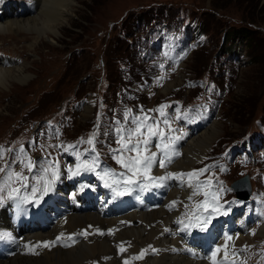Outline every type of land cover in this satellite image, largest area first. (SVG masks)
I'll return each instance as SVG.
<instances>
[{
  "label": "rangeland",
  "instance_id": "obj_1",
  "mask_svg": "<svg viewBox=\"0 0 264 264\" xmlns=\"http://www.w3.org/2000/svg\"><path fill=\"white\" fill-rule=\"evenodd\" d=\"M76 1L78 3L76 10L68 19V23L62 26L60 34L55 39L42 38L38 43H35L33 36H37L36 33H29V31L0 35V48L15 54V57L20 60L17 61L0 55V69L4 67V70H12L23 64L24 71L30 75L25 82L12 80L8 88L0 91V138L10 136L16 139L28 129L29 134L35 138V143L28 147V154L26 155L31 161L37 152L46 153L48 148V135H43L41 130L37 132V126L40 125V122L43 123L40 119H54L53 122L61 130L59 132L58 128L54 126V129L57 130L55 133L56 142L61 151L66 148L68 150L74 149L80 153L82 150L88 149L93 161L100 163L101 170L97 171L98 176L102 177L103 173L110 185L113 188H118V184L126 185L127 178L132 173L122 167L117 162L116 157L122 156L127 161L129 157L137 155L135 152L122 148V137L127 143L129 134H132L131 144L133 145L138 140L142 141L147 138L149 140L147 151L143 150L145 146L141 143V156H147L159 151L166 153L167 149L173 146L178 151L180 147L177 144L191 134L187 122L194 121L192 125L194 130L196 128L198 131L197 136L200 135L201 131L213 128L216 123L218 133L208 149L207 161H216V168L219 169L222 165L228 167L226 171H221L225 180H235L242 175L247 168L243 164L239 163L236 167L227 166V157L236 149L235 144L244 138L258 137V139L264 140L262 137L264 133L261 132L262 129L260 128V125H263L264 129V0ZM182 4V7L191 10L194 15L200 17L202 23H199V28L206 33V42L202 46L193 39L194 47L197 50L189 53L191 42L188 40V51L183 53L185 57L183 60L187 61L181 60L175 71H160V69L165 68L163 63L159 64L158 70L153 67L149 71L146 70L143 59L147 55L152 58L166 59L174 51L181 50L183 43L181 33L177 30L164 32V30L169 29L161 28L160 30L164 32L163 36L160 35V30L157 31V35L163 38L161 46L158 47L159 37L144 41L140 44L141 56L137 57L136 47L131 45V39L138 35V31H141L142 28L137 26L135 29L134 25L137 22L134 20L138 15L145 19L152 16L153 19L158 20L167 16V9H169L170 16H174L177 8H179L178 16L184 24H187L190 17L182 11V7H178ZM154 7H163L160 10L164 8L166 10L158 12L154 10L155 13L152 15ZM5 12H18L26 15V17L41 14L37 10V0H35L33 10L27 9L18 1L10 3ZM153 19L152 21H154ZM250 22L254 23L251 24ZM118 24L123 25L131 36L127 39L121 38ZM244 24H248L254 29L251 41L232 39L229 36L232 29ZM224 37L229 38L222 43ZM30 46H34V49H31ZM116 56L122 57V62L116 61L114 59ZM128 59L133 62L132 67L136 68L137 71L125 69L126 63H130ZM146 59L149 60L150 57L147 56ZM98 63L107 69L106 79L108 80L103 81L102 84L101 79H99ZM168 63L171 62L168 61ZM219 67L223 73L218 70ZM224 69L229 71H224ZM207 71H211L212 74L207 73ZM202 85L207 87L204 98L206 102H210L208 106L191 108L185 103L177 106L178 109H176L173 104L169 103L175 97L187 98L190 96L193 98L199 92L196 87ZM163 99L168 102L165 104L167 107L164 108L165 116H161L159 111L153 109L158 104L162 105ZM160 100L161 103H159ZM62 105H64L63 113H61L63 111ZM186 107L189 110L188 113L184 112ZM57 110L60 111L58 117L55 116ZM131 110H135L137 114H131ZM180 111L182 116L178 117ZM151 114L153 116H149ZM186 115L189 116L186 117ZM116 117L120 119L118 122L115 120ZM145 117L150 119L145 120ZM50 119L45 120L47 125L43 124L44 127L50 128L48 125L52 122ZM164 119L168 120V125L163 123ZM126 123L128 124L126 125L127 132L121 128ZM142 123L144 125H158V128L154 130L163 131L166 135L162 139L158 136H136L134 130ZM102 124H108L106 132L99 134L100 138H105V140L100 139L98 144L96 143L98 149H95L93 144H89L88 141L94 140L93 135L96 133L98 125L100 127ZM133 124L134 128L130 130ZM76 141H84L85 143L74 146L73 143ZM260 150H264V147ZM69 155L74 160L73 167L69 169L63 167L61 175L64 176L65 181L79 185L81 181L79 173H82V165L86 163L81 160V167H76L75 170L74 166L77 164L75 154L69 153ZM169 155L177 156L178 154L173 155L170 152ZM67 162L69 161L67 160ZM262 162L264 163V160ZM17 163L21 164V159ZM177 166L178 164L175 165V168L178 170ZM70 169L71 171H69ZM72 169L78 174L72 175ZM26 170H28L27 167ZM90 170L95 173L92 167ZM178 171L181 172V170ZM105 172L110 174L105 175ZM148 175L156 178L153 171H150ZM96 178L100 181L97 175ZM134 179L138 183L133 184V187L149 185L153 182L145 179L143 173ZM192 180H195V177ZM196 182L202 183L196 188V193L206 196L205 188L209 183L201 180H196ZM51 185L47 187L48 190L42 192L41 198L31 197V199L38 202L41 207L46 206ZM99 185H101L100 190L106 195L102 201L105 203L102 208L119 210L132 204L130 199L128 202L122 200L121 194L127 196L129 194L110 190L103 182ZM252 185L253 187L260 185V178L252 177ZM130 186L127 185V187ZM217 190L218 192L224 191L221 187ZM109 192L115 194L109 195ZM212 195H214L213 191ZM227 196L228 199L234 200L230 191L227 192ZM77 197L80 202L88 200L82 195L79 188ZM186 203L185 208L188 210L189 216L197 218L200 215V209H202L198 207L200 203L195 202L192 205H189V202ZM220 203L226 206L221 207L223 210H226L230 205L228 201L224 200ZM34 207L33 205L29 208L34 209ZM254 209L256 211L252 215L254 221L250 223L254 224V227L256 220H258L254 235L251 237L252 231L247 229L242 233L245 238L238 241L234 249L239 253L246 252L249 256L256 258L261 255L264 256V249L260 247V242L264 241V219H260L263 214L258 210L256 199L239 203L237 207L233 208V212L236 213L237 217H241L248 210L254 211ZM126 216L128 214H125L124 217ZM169 217L171 215L166 216V218ZM123 218H120L121 223H123ZM150 218L151 216L147 214L145 220L148 221ZM161 218H156L153 221L161 220ZM65 219L66 216H63L61 222ZM181 220L184 221L182 222L184 225L187 224L189 227L190 225L204 227L206 220V224H214L217 221L214 218ZM181 220L179 218V221ZM94 224H99L97 231L99 232L101 227L99 221L96 220L87 219L84 225L79 227L91 230V226ZM159 224L158 222L153 226H159ZM65 228L68 229V227ZM3 233L8 235L0 238V264L9 263L20 255L11 256L14 254L11 244L18 237V234L10 228V219L4 212H1L0 234ZM121 237L130 248L129 255L145 249L149 243L155 245L154 237L144 243L127 238L125 235ZM30 238L32 243L25 246L30 249L28 253L35 256L40 252L34 248V243L41 239L33 236ZM138 248L139 250H137ZM146 250L150 252L148 254L156 251L155 246H149ZM228 250L231 251L232 249L229 247ZM212 253H215V256L219 255L217 248ZM100 255L108 257L106 252ZM113 255L114 253H112L111 262L105 263L102 257L92 256L81 264H89L94 260L100 264H121V261L115 262ZM145 258L146 255H142V258L137 259L138 264H150L145 262Z\"/></svg>",
  "mask_w": 264,
  "mask_h": 264
},
{
  "label": "bare ground",
  "instance_id": "obj_2",
  "mask_svg": "<svg viewBox=\"0 0 264 264\" xmlns=\"http://www.w3.org/2000/svg\"><path fill=\"white\" fill-rule=\"evenodd\" d=\"M77 4L76 0H37V10L41 14H35L33 17L31 16L32 18L18 12H3L4 15L0 16V35L29 31V33H36L37 36H33L35 43H38L42 38L55 39L60 34L62 26L68 23V19L73 15ZM30 47L34 49V46ZM22 65L12 70H4V67L0 69V91L8 88L14 79L21 82L27 81L30 75L24 71ZM217 133L218 128L215 123L213 128L201 131L199 136L197 133L194 134L193 138L182 144L183 154L179 152L177 156L168 157L165 160V169L159 168L155 171L158 174L165 171L163 175L167 177L166 183L162 185L161 181H154L146 188L132 191L129 196L121 194L123 201L128 202L130 199L132 204L119 210L102 208L105 204L102 201L106 195L100 190L101 185L99 184L101 182L97 180L95 173L90 168L83 167L82 173H79V177H81L79 185L65 181L64 176L61 175V182L49 187L46 206H39L38 202L30 197H27L29 198L28 201L27 198H24L23 203H28L27 207L35 206L34 209L30 208L34 218H44L47 227L41 230L35 224L28 226L11 244L13 245L11 249L14 251L11 256L20 255L13 261L10 260L9 263L1 264H81L92 256L103 257L104 255L100 254L105 252L108 255V257L105 256L108 261H111L112 253H114L115 262L137 264V261L134 260L135 255H129L130 248L121 237L123 235L141 243L154 237L153 241L157 251L145 258L146 263L213 264L215 261V264H235L227 259L231 256V251L228 250V242L229 240L234 242L239 238L233 232L247 226L248 217L243 222H235L234 216L229 214L220 223L217 230L208 227L193 230L187 224L178 223L180 216V208L177 204L179 202L178 197L182 194L186 198L188 197L190 182L187 176L183 178L168 176L172 171L194 167L200 158H204L207 153L206 150L210 148ZM74 157L77 161L74 166L76 170V167L81 164V159L76 155ZM157 159L158 157L155 161ZM169 159L170 163L168 162ZM176 164H178V170L175 168ZM75 170L72 169V172H76ZM178 180L182 183L180 189L178 188ZM236 187L240 193V185ZM78 188L82 195L88 199L87 201L80 202L77 197ZM108 194L114 195L115 193L109 192ZM146 198L150 200L147 204L148 211H144L142 207L143 204H146ZM15 202H17L16 199L13 200V203ZM36 209L41 210L39 215H37ZM1 212L7 214V210L3 207L0 208ZM125 214L128 216L124 217ZM147 214L151 216L148 220L149 224L145 220ZM167 215H171V217L166 218ZM63 216H66V219L61 222ZM120 218H123V223H121ZM156 218H161V220L154 222L153 220ZM87 219L99 221L101 227L99 232L79 227L84 225ZM158 222L160 223L159 226L154 227L153 224ZM31 236L41 239L34 243V248L40 252L35 256L30 255L28 253L30 249L25 246L32 243ZM45 242L55 243L50 247H44ZM121 248L125 250L121 251ZM215 248L219 249V255L217 254L213 258L212 252ZM162 256L164 258L161 259ZM239 264H243L242 261Z\"/></svg>",
  "mask_w": 264,
  "mask_h": 264
},
{
  "label": "snow or ice",
  "instance_id": "obj_3",
  "mask_svg": "<svg viewBox=\"0 0 264 264\" xmlns=\"http://www.w3.org/2000/svg\"><path fill=\"white\" fill-rule=\"evenodd\" d=\"M165 107H167V106L166 105H162L161 108L157 110V111L160 112L161 116H165V113L163 111V109ZM146 119H148V118L145 117V120ZM163 123L165 125H168V120L164 119ZM155 128H158V125H144L142 123L139 126H137V128L134 130V134L136 136L146 135V137L158 136V137H160L162 139L166 135V133L163 132V131H156V130H154ZM131 139H132V134H129L128 142L125 143L124 139L122 137V139H121L122 148L127 149L128 151H131V152H135L137 155L134 156V157H129L127 159V161H125L122 156L116 157L117 162L120 163L122 165V167L126 168L130 173H132V175L127 178V182L129 184H137L138 181L136 179H134V178L136 176H138L139 174H141V173L144 174L145 179L152 180L153 182L155 180H159V181L165 180L167 177H156V178H153L150 175H148V173H150V170H151V168L153 166V163H154V160H155V153H152L151 155H147V156H141V143L145 146L143 150L147 151V145L149 143V140L147 138L143 139L142 141L138 140L137 143L133 145V144H131ZM177 139H179V138L177 137ZM88 143L91 144L92 140L90 139L88 141ZM157 147H159V145H157ZM168 162L169 163L171 162L170 159L168 160ZM25 166L28 168L29 171L32 170L31 162H29ZM159 166L162 167V168L166 167L165 160H161L159 162ZM77 167L79 168V167H81V165H78ZM83 167L90 168L91 166L85 164V165H83ZM0 171H2V169H0ZM69 171H71V169ZM203 171L204 170H201V173ZM76 174H78V173L72 172V175H76ZM109 174L110 173L105 172V175H109ZM11 175H12V173H9V178H11ZM15 175L19 178L21 174L17 173ZM185 175L189 178V180H191L197 174L196 173H188V174H180V173L171 174V173H169L168 174L169 177L176 176V177H180V178H183ZM56 176H57V173L53 172V178H56ZM101 179H103V176L101 177ZM47 184H48V182L46 181L45 182V190H48ZM105 186L107 187L109 185L106 183ZM157 186H159V185H157ZM191 186L192 185L190 183L189 187H191ZM0 190H2V189H0ZM37 190L38 189H36L35 187L33 188V192H35ZM16 191H19V190H16ZM195 194L196 193L194 192L193 195H195ZM205 195L207 196V193ZM10 197H11V194H10ZM189 199H191V197H189ZM173 203H175V202H173ZM206 204H207V201H205V205ZM205 205H198V207L205 206ZM213 211H216V208H213ZM178 223H182V221H178ZM206 223H207V220L205 221V225H206ZM101 234H103V233H101ZM7 235H8L7 233L0 234V238H4ZM229 239H231V237H229ZM54 243L55 242H51V244H50L49 242H45L44 243V247H50V246L54 245ZM65 246H68V245H65ZM124 250L125 249L121 248V251H124ZM217 251H219V249H217ZM142 255L143 254H141V257H137V258H142ZM214 256H215V253H213V257ZM225 256H227V253H225ZM213 264H215V261L213 262Z\"/></svg>",
  "mask_w": 264,
  "mask_h": 264
},
{
  "label": "trees",
  "instance_id": "obj_4",
  "mask_svg": "<svg viewBox=\"0 0 264 264\" xmlns=\"http://www.w3.org/2000/svg\"><path fill=\"white\" fill-rule=\"evenodd\" d=\"M181 6H183V4L178 6V7H181ZM161 8H163V7H161ZM163 10L165 11V8L160 10V11H163ZM158 11H159V9L156 12H158ZM168 11H169V9H168ZM152 13H155L154 9H152ZM139 18H143V17H139ZM137 20H138V18H137ZM250 23L252 24L254 22H250ZM253 34H254V29L252 28V26H249L248 24H244V25H240L239 27H234L232 29V31L230 32L229 36L232 39H237V40H239V39L243 40L244 39L248 42V41H251ZM228 38L229 37H226L225 40H228ZM116 58H117V56L114 57V59H116Z\"/></svg>",
  "mask_w": 264,
  "mask_h": 264
},
{
  "label": "water",
  "instance_id": "obj_5",
  "mask_svg": "<svg viewBox=\"0 0 264 264\" xmlns=\"http://www.w3.org/2000/svg\"><path fill=\"white\" fill-rule=\"evenodd\" d=\"M244 182L245 181H243L242 183L244 184ZM241 184V183H240ZM237 186V185H236ZM235 186V187H236ZM242 186V185H241ZM237 196H239V197H242V198H247V194H245L243 191H242V188H241V192L239 193H237Z\"/></svg>",
  "mask_w": 264,
  "mask_h": 264
}]
</instances>
